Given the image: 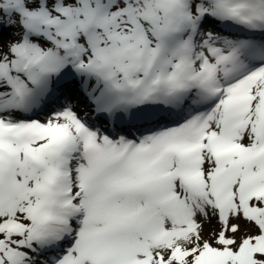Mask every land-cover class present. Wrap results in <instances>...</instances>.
<instances>
[{"label":"snow or ice","instance_id":"snow-or-ice-1","mask_svg":"<svg viewBox=\"0 0 264 264\" xmlns=\"http://www.w3.org/2000/svg\"><path fill=\"white\" fill-rule=\"evenodd\" d=\"M0 264H264V0H0Z\"/></svg>","mask_w":264,"mask_h":264}]
</instances>
